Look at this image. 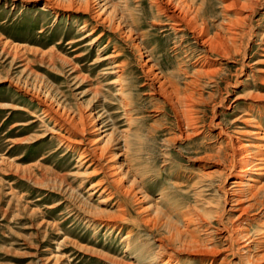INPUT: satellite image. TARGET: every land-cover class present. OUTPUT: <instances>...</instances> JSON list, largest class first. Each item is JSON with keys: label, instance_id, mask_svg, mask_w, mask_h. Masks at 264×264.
I'll list each match as a JSON object with an SVG mask.
<instances>
[{"label": "rangeland", "instance_id": "1", "mask_svg": "<svg viewBox=\"0 0 264 264\" xmlns=\"http://www.w3.org/2000/svg\"><path fill=\"white\" fill-rule=\"evenodd\" d=\"M174 1L229 40L214 75L152 0H0V42L24 51L0 46V264H264V162L235 188L217 136L264 134V0ZM147 63L180 113L145 87ZM35 92L86 125L60 128Z\"/></svg>", "mask_w": 264, "mask_h": 264}, {"label": "bare ground", "instance_id": "2", "mask_svg": "<svg viewBox=\"0 0 264 264\" xmlns=\"http://www.w3.org/2000/svg\"><path fill=\"white\" fill-rule=\"evenodd\" d=\"M235 1H237V0H235ZM152 3H153L152 4L153 7L155 8V11L158 14H160V17H163L164 19H166V21L169 24H171V29H173L174 32H188L191 34L192 38L195 40V43L201 47L200 54L202 55V57L198 61L199 66H200L199 68H201L203 70V72H205V74H207V75H214L217 72L218 68H217L214 60H212L209 57V54L210 53H216L218 55H224L226 52L227 44H228L227 41H229V40H226L225 39L226 37L224 38L223 36H221L218 33L217 34L214 33V35L210 36L207 32L206 26L203 23L198 22L199 21L198 20V13H197L196 9L192 7V5H189V4H187L185 2H181V1L175 2L174 0H152ZM97 6H98V4H97ZM113 9L115 12V9H116L115 6ZM102 16H104L103 10L101 12H96L95 15L93 16V19H94V21L96 19H99V20H101V22H106V23H108L110 20L113 21V17L103 19L104 17H102ZM111 21L109 23H111ZM119 23L115 27L116 29H118ZM85 26H86V24L83 25V27H85ZM129 33L131 36L128 35L127 37H130V38H134V35H136L135 33H133L132 29L129 30ZM0 46H2V51H5L7 54L12 55L13 58L18 57L20 55L22 56L24 54V51H22L18 47L11 46V44L9 42H0ZM135 46L138 47L137 44ZM45 55H46V53L42 54V56H45ZM111 57H114V56H109L107 58H111ZM103 59H105V58H103ZM145 67L147 68V69H143V77H144V81H145V84H144L145 87L150 89V91H152V94L159 95L166 102H168L173 107V109L175 110L176 113L179 112L180 106L183 105V107H184V104H182V102H184L183 101L184 97H183V99H180L178 92L163 80L162 76L160 75L161 73L157 72L158 70L154 69V66H149L147 63V65ZM113 68H121V66L120 65H114ZM114 81H116V80H114ZM116 82H119V81H116ZM119 90H121V89H119ZM41 94L35 92V96L38 99H39V97L41 99H43L42 104H43L44 110L42 112H44V114L48 115L47 116L48 118L53 119L55 121V123L57 124V126H59L60 128L67 127V129H68L67 131H70L71 129H75L78 124H80L81 127H82V125H86L84 123L85 117H83V115L79 116L78 120H80V121H78L74 117V114L68 113L67 111H65V109L62 110L61 109L62 107L59 108L58 105H55V107H54L53 103L50 102L51 98L48 94L43 93L42 94L43 96H41ZM128 104H129V102H128ZM188 107H189V105L187 102V105L185 104V108L188 109ZM125 117H126L127 123H130L131 117L127 113H126ZM92 120L93 119L91 118L90 119L91 122L89 121V123H88L89 125L92 124ZM183 120H185V119H183ZM189 122L186 121V124H185L186 127L187 126L190 127L191 122L190 123ZM93 123H94V121H93ZM80 125H79V127H80ZM83 128H85V127H83ZM252 128H255L257 130L256 131H249V133L246 134L248 138L251 139L254 137H258L259 135L262 134V136H260L259 139H256V140H258L257 141L258 144L254 145L255 147H251V145L244 144L238 138L233 137L234 135L233 136H231L230 134L228 135L225 133V131L222 128H217V136L220 138H224L226 140L225 142L227 143V146L229 147V153H230V159H231L230 162L232 165V167H231L232 173L231 174H234V177H233L234 182L233 183H234L235 188L243 187V184H245L246 180H249V179L254 180V178L257 177V174H258L257 172L262 170L264 167V165H263V162H264V152H263L264 151V134H263V132H260V130H259L260 127H256V125H254V126H252ZM197 129L198 128H195L194 129L195 131L193 130L195 135L199 134ZM78 131H79V129H78ZM83 132H84V130H83ZM63 145H64V143H63ZM64 146L66 149L71 151V149H70L71 145L66 144ZM251 148H257L259 150L254 152V153H251ZM111 159H112V157H111ZM256 159H258V160H256ZM80 160H82V159H80ZM256 161H258V162H256ZM262 165H263V167H262ZM114 172H115V170H113L112 173H114ZM249 187L251 189L250 191L252 193V196L255 197L257 195L256 187H253V185H250ZM240 190L241 191L238 192L239 195L241 192H243L242 189H240ZM240 200L242 201L243 198L239 197L238 205L241 204ZM246 211L247 210H245V209L240 211L241 213L237 217L238 222L243 223L244 221L247 220L246 219V216H247ZM263 239H264V237H263ZM166 257H167V255H166ZM263 259H264V257H263ZM263 259H262V261H263ZM171 262H172V260H171ZM173 262H175V261H173Z\"/></svg>", "mask_w": 264, "mask_h": 264}]
</instances>
